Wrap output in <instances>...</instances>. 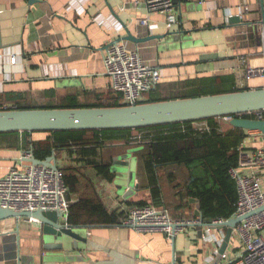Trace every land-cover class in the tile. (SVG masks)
I'll return each instance as SVG.
<instances>
[{"label":"crops","instance_id":"0c3cea01","mask_svg":"<svg viewBox=\"0 0 264 264\" xmlns=\"http://www.w3.org/2000/svg\"><path fill=\"white\" fill-rule=\"evenodd\" d=\"M246 5L248 11H244ZM174 12L180 24L168 28L165 15L149 12L143 0H39L38 3L0 0V108L14 109L9 94L23 93L32 103L44 105L69 93L79 94L84 102L91 98L90 92L112 90L104 66L105 50L100 48L125 34L114 14L139 37L176 32L161 40L121 42L159 69L161 83L233 74L240 88L238 83L244 79L242 73L247 64L264 65L259 0H176ZM232 16L241 17L249 25H231ZM144 19L148 25L141 24ZM246 87L264 88V78H253ZM48 90H55V98L46 96ZM31 137L42 140L47 133L35 132ZM8 142L0 137V178L14 165H25L20 162L27 151L8 147ZM249 142L251 147L262 144L258 139ZM67 155L70 156L67 151L60 152L58 167L71 164L67 158L62 160ZM135 155L133 151L132 156L118 159L115 165L114 157L111 171L115 177L111 182L102 180L104 191L98 194L110 210L123 212L121 224L81 226L80 233L87 243L68 250L44 245L37 222L21 218L19 232L15 233L17 221L3 220L0 221V264L7 262L5 257L17 255L21 264H213L217 256L214 251L222 244L226 228L219 230V234L218 230L210 229L215 240L205 242L203 236L209 228L192 225L177 234L173 243L164 232L139 231L124 223L128 210L137 206L126 202L150 201L147 188L119 193L120 185H115L119 164L136 171L135 183H138ZM163 190L164 204L173 218L201 219L197 199L175 196L179 189L170 191L165 185ZM235 249L236 243L231 241L227 251L232 253Z\"/></svg>","mask_w":264,"mask_h":264},{"label":"trees","instance_id":"16d2710c","mask_svg":"<svg viewBox=\"0 0 264 264\" xmlns=\"http://www.w3.org/2000/svg\"><path fill=\"white\" fill-rule=\"evenodd\" d=\"M247 89L250 88L237 87L233 74L201 76L160 83L144 95L141 103ZM90 93L91 96H88L91 98L87 97L84 102L80 101L79 94L69 93L56 102L47 101L44 105L32 103L23 93L9 94L8 97L13 99L14 109L122 106L121 93L113 90ZM166 93L170 96H165ZM45 94L50 99L55 98V90H48ZM230 117L253 116L246 113ZM220 118L223 117L206 119L211 129L203 132L194 129L195 121H185L137 129L45 131L47 137L42 140H33V133L27 131L0 133V137L7 138L8 147L32 151L40 160L52 154L58 157L61 151L69 152L70 157L76 156L74 160L81 166L71 163L60 167L68 187L69 225L94 227L121 224L123 212L110 210L95 191L92 180L84 176L87 169H93L100 180L113 181L115 175L111 171V164L114 157L135 146H142L141 150L135 152L139 188L149 190L150 201L126 204L167 207L163 201L164 185L167 181L178 179L182 170L186 175L183 197L197 199L203 220L210 222L230 219L236 211L238 192L230 170L237 167L238 147L246 138V130L229 123L223 126ZM135 131L137 134H134ZM138 133L142 134L141 139L137 137ZM173 187L178 189L179 182Z\"/></svg>","mask_w":264,"mask_h":264},{"label":"built area","instance_id":"2783aa9c","mask_svg":"<svg viewBox=\"0 0 264 264\" xmlns=\"http://www.w3.org/2000/svg\"><path fill=\"white\" fill-rule=\"evenodd\" d=\"M175 1L143 0V3L149 12L164 14L166 25L171 28L180 24L174 12ZM248 10L249 6L246 5L244 11ZM141 24L148 25V20H141ZM104 66L111 89L122 94V106L141 103L144 95L161 82L159 69L147 64L137 50H130L121 42L114 43L105 50ZM242 76L244 79L238 83L240 88L246 87L248 81L253 78H264V65L253 67L247 64ZM249 114L253 116L251 118L264 120L263 111ZM224 118L230 123L233 117ZM193 127L202 132L211 129L205 120L195 121ZM141 136L142 134H139L137 137L141 139ZM252 139H258L262 144L251 147L249 141ZM238 152V165L230 170L238 192L236 211L232 218H245L233 229L230 242L236 243L235 251L231 253L226 250L217 264H264V141L261 132L249 131L238 147ZM32 155V151L25 152L20 162L25 165H14L0 178V207L16 212L58 211L68 224L70 202L62 170L60 167L54 169L48 165L26 161ZM27 220L37 222L33 218ZM223 221L225 219H216L211 223L221 224ZM202 222L201 219L178 220L171 216L166 207L147 204L130 208L124 223L139 231L159 230L172 238L185 230L184 224L194 226ZM217 233L219 234V231ZM224 236L225 234L221 238L224 239ZM203 240H215L210 229H207ZM218 249L214 251L215 255L218 254Z\"/></svg>","mask_w":264,"mask_h":264},{"label":"water","instance_id":"95a60500","mask_svg":"<svg viewBox=\"0 0 264 264\" xmlns=\"http://www.w3.org/2000/svg\"><path fill=\"white\" fill-rule=\"evenodd\" d=\"M39 0H31V3H38ZM261 19L258 24L264 31V0H259ZM125 34H120L117 38L108 43L102 50L117 42L129 41L134 44L147 42L153 39H164L176 34L168 32L167 34H149L139 37L132 34L127 24L119 19ZM229 22L233 26L245 27L248 22L239 16H232ZM264 111V88H250L235 92H226L212 95H202L196 97L176 98L155 102H145L129 106H111V107H75V108H31V109H0V133L27 131L45 132V131H66V130H104V129H137L149 126H156L169 123L200 121L210 118L226 117L233 115H242L251 112ZM230 125L249 131H259L264 141V120L254 118L234 117ZM140 149L130 148L124 154L115 157L113 164L118 159H126L134 152ZM134 159L137 162L136 157ZM33 164H42L57 168V157L55 154L40 160L34 154L27 158ZM126 187L118 186L119 193L124 191H134L139 188L136 183L132 187L129 180L126 181ZM198 214L203 219L200 207ZM13 218L17 221L15 233L19 232V221L21 218H33L40 226V237L43 244L57 245L63 249L79 248L80 244H86L87 239L80 233L81 226L66 224L62 220V213L58 211H23L16 212L10 209L0 207V221ZM245 217L230 218L221 224L211 222H202V228L222 230L226 228V233L222 244L218 249L213 264L221 260V255L227 250L232 237L233 229ZM185 228L191 227V224H184ZM176 235L172 236L173 243ZM9 264L10 261H16L14 264H21L20 256L5 257ZM1 261V259H0Z\"/></svg>","mask_w":264,"mask_h":264},{"label":"rangeland","instance_id":"374dc122","mask_svg":"<svg viewBox=\"0 0 264 264\" xmlns=\"http://www.w3.org/2000/svg\"><path fill=\"white\" fill-rule=\"evenodd\" d=\"M161 83V82H160ZM159 83V84H160ZM161 85H163V84H161ZM165 96H170L168 93H166V94H164ZM56 102V101H55ZM55 102H53V103H55ZM221 121V124L223 125V126H226L227 124H225V123H223V122H226V120H220ZM135 133L137 134V132L135 131ZM138 135H139V133H138ZM60 155V154H59ZM105 156V155H104ZM66 158H67V160H66ZM75 158V157H74ZM74 158L73 157H71V159H70V156H66L65 157V159L62 157V160L64 161V160H66L67 162L69 161L70 163H72V164H74V165H78V166H81L77 161H75L74 160ZM138 163V162H137ZM122 164H119L118 166L120 167V168H117V169H119V172H118V174H117V178H115V185L116 186H118V185H122L123 187H126L127 185H126V181H128L129 180V183H130V185L132 186V187H134L135 186V178H136V171H135V173H134V171H129L128 170V167H125V165L124 166H121ZM58 167V166H57ZM85 171V170H84ZM168 173V172H167ZM179 176H181L180 177V180H178L177 178H175L174 180H173V182H168L167 181V183L165 184V187H166V185L168 184V186L166 187V188H168L170 191L173 189L174 190V192H177V190L180 192L179 194H181L182 196H184V192H185V190H184V188H183V186L185 185V182H186V175L184 174V172H181V174L179 175ZM85 179H90V180H92V184L95 186V191H97L98 192V194L99 193H101V194H103V189H104V187L103 186H101L102 185V180H100V178H98L96 175H95V172L93 171V169H87L86 171H85ZM178 177V176H177ZM182 178V179H181ZM178 181H180V187L178 188V189H175L174 187H173V185L174 184H176V183H178ZM83 189V188H82ZM130 192H132V191H130ZM82 193H85V191L84 190H82ZM176 195H178V193H175V196ZM168 208V207H167ZM171 212V211H170ZM171 215L173 216V217H175L173 214H172V212H171Z\"/></svg>","mask_w":264,"mask_h":264}]
</instances>
